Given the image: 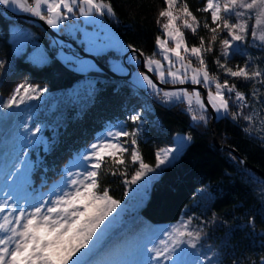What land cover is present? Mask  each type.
Segmentation results:
<instances>
[{
  "label": "trees",
  "instance_id": "16d2710c",
  "mask_svg": "<svg viewBox=\"0 0 264 264\" xmlns=\"http://www.w3.org/2000/svg\"><path fill=\"white\" fill-rule=\"evenodd\" d=\"M110 2L115 11L113 28L126 47L133 45L139 49L144 53L142 59L152 56L156 52V38L163 37L162 25L167 22L166 18L159 17V12L166 7L164 0ZM185 3L198 22L193 34L183 28L182 18L179 19L187 46H200L201 37L207 46L211 33L204 24L215 25L210 13L197 10L205 7L206 0H178L180 8ZM176 14L182 17V13ZM11 21L26 24L33 30L36 28L42 36L46 35L39 26L26 20L8 19L0 9V61L5 65L0 69V103L6 102L16 85L24 82L46 91L39 93L37 99H25L10 108L0 107V184L14 171L13 165H19L17 156L25 155L21 148L30 135L25 125L42 129L37 134L41 142L26 149L31 164L27 194L39 196L58 191L64 186V180L79 179L77 173L88 163L81 158L88 152V146L122 124L131 131L135 125L128 117L138 112L143 117L138 150L150 167L155 166V153L170 146L175 134L190 136L191 140L172 163L148 177V184L135 205L136 222L115 233L114 243L129 244L143 238L144 230L151 231L153 227L171 231L191 218L189 230L200 231L201 237L196 248L186 244L188 251L176 257L182 264L205 255L213 264H261L264 258V178L240 163L229 150L214 146L208 111L207 124L203 121L191 124L189 114L180 103L165 105L134 92L129 76L110 77L98 68L84 75L70 69L54 53L39 64L33 63L26 54L13 51L9 39ZM219 38H225V34ZM219 38L214 51L205 53V59L210 74L218 75L223 82L225 73L218 72L214 62L220 52ZM112 56L117 55L106 52L96 55V59L108 68L107 60ZM246 60H250L251 70H256L257 66L264 69V50L253 45L240 47L228 66L235 70ZM228 79L246 94L254 88L251 81ZM255 89L258 94L264 91L258 84ZM144 100L149 101L146 109L142 108ZM253 110L264 113L259 105L245 109V113ZM245 127L250 131L245 132ZM212 131L220 146L233 150L245 163L264 174V140L261 139L264 122L260 118L249 125L242 119L233 121L230 115L215 116ZM125 159L127 167L117 169L111 159L106 158L99 176L101 190L107 187L121 204L131 200L127 192L130 185L124 181L130 180L139 168L138 163L133 165L128 159V154ZM113 171L117 174L113 175ZM68 172L73 176L69 177Z\"/></svg>",
  "mask_w": 264,
  "mask_h": 264
},
{
  "label": "snow or ice",
  "instance_id": "6c2138e0",
  "mask_svg": "<svg viewBox=\"0 0 264 264\" xmlns=\"http://www.w3.org/2000/svg\"><path fill=\"white\" fill-rule=\"evenodd\" d=\"M164 4L167 7L159 12V17L167 19L162 28L168 40L157 36L159 51L140 61L136 53L139 52L140 56L144 53L133 45H127V48L132 49L129 61L143 63L146 69V72L140 73L146 88L161 98L162 103H186L193 121L207 124L206 114L210 106L217 118L230 115L233 121L242 119L249 125L257 123V118L264 122V113L260 111L245 113V109H253L254 105L264 109V91L258 94L255 89L257 84L264 89V69L257 66L256 70H251L250 60H246L243 66L238 65L235 70L228 66L241 45L254 44L264 50V0H206L205 7L197 10L210 13L215 26L210 27L205 23L204 28L211 33V39L205 46L201 37L200 46L190 48L177 21L182 18L183 28L195 34L197 27L194 25L198 23L196 17L186 3L182 8L178 0H164ZM0 9L30 14L55 29L77 15L85 18V23H97V17L115 18L110 0H0ZM176 13H182V17ZM222 33L225 38H219ZM218 38L220 52L214 62L217 71L223 70L225 73L223 82L218 75L210 74L205 59V53L214 51ZM169 40L174 44L173 47L168 46ZM181 49L185 55L181 54ZM156 55L162 56L167 68H164L161 60L153 58ZM193 57L197 64L195 67ZM4 66V62L0 61V69ZM147 73L154 74L159 85H172L173 88L159 87ZM228 77L251 81L254 88L246 94L238 90L236 83H230ZM188 84L200 87L193 88L191 92L187 87H176ZM200 88L207 90V104L202 99ZM45 91L27 82L18 84L9 99L0 103V107L10 108L25 99H37L38 94ZM233 108L236 110L232 111ZM197 110L199 114H196ZM128 120L135 125L131 131L122 124L114 131L108 130L88 146V152L81 157L88 163L82 172L77 173L79 179L64 180V186L59 187L58 191L39 196L27 194L31 183V164L26 149L41 142L37 134L42 129L40 126L28 128L25 125L30 134L21 148L25 155L23 158L17 156L19 165H13L14 171L0 184V264H182L179 259H173V254L178 258L185 254V249L180 248L177 252V248L182 243L196 248V242L201 237L200 231L189 230L191 218L180 222L179 227L165 231L159 247L148 239L135 246L114 243L115 233L110 230L119 215L121 201L114 199L107 187L101 190L99 176L106 158H110L118 169L127 167L125 154H128V159L133 165L138 163L139 168L124 183L136 185L147 173H154L174 160L181 146L159 149L155 153V168H152L144 162L138 150L143 117L137 112L131 114ZM244 131L249 132L250 129L245 127ZM261 139L264 140V136ZM183 140L190 141L191 137H184ZM112 174L116 175L117 172L113 171ZM68 176L72 177L73 173L68 172ZM249 223L253 221L249 220ZM150 243L153 244L152 248L147 246ZM205 259L208 264H213L210 257L205 256ZM261 264H264V258Z\"/></svg>",
  "mask_w": 264,
  "mask_h": 264
},
{
  "label": "rangeland",
  "instance_id": "374dc122",
  "mask_svg": "<svg viewBox=\"0 0 264 264\" xmlns=\"http://www.w3.org/2000/svg\"><path fill=\"white\" fill-rule=\"evenodd\" d=\"M31 2V0L29 1ZM167 7V5H166ZM11 13L18 14V15H27L30 16V14L22 13L19 11H11L8 10ZM85 18L79 17H73L72 19H69L65 21L59 29H55L47 25L44 21V23L57 35L61 36L59 37H50L46 35H41L40 32L33 30L28 25L11 21L9 22V39L12 44V49L15 53H24L27 55V58L30 59L33 63L39 64L42 61H45L47 56L54 53V56L65 63L70 69L86 75L90 71L96 70L97 66L94 63L93 60L79 56L75 49L81 50L83 53L89 54V55H99L101 53L106 52H112L115 56L109 57L107 60V67L108 69L114 73L117 76H124L127 71L123 68L121 64V59L124 56V54L128 51V48L124 44V42L119 37L118 33L113 28V22L115 21L114 18H110L108 16L104 17H97V23H85ZM183 23V19L181 20ZM177 25L181 26L180 21H177ZM163 33V30H162ZM161 39L168 40V37L163 35ZM249 41H251V37H248ZM72 40V41H71ZM253 45L254 44H248ZM169 47H173L174 44L169 40L168 42ZM246 45H241L240 47H244ZM155 51L158 52V46L155 42ZM181 54L185 55L183 53V49H181ZM132 55V54H131ZM127 56V63L129 65L130 73H129V82L132 86V89L134 92L143 95L144 97H149L150 99H155L158 102H161V98H158L157 96L152 94L151 90H148L146 88V85L143 83L142 77L140 76V73L144 72L139 69L137 63H133L129 61V57ZM153 56V55H152ZM150 56H146L144 59L148 58ZM154 59L161 60L164 68H167V62L163 61L162 56L156 55L153 57ZM173 59H175L173 57ZM193 61V67L197 66L195 62V58H192ZM99 63V62H98ZM101 64V63H100ZM103 65V64H102ZM179 65H177L178 67ZM124 71V72H123ZM146 71V69H145ZM122 72V73H121ZM148 74V73H147ZM152 77V79L158 83L156 80V76L152 73H149ZM189 86H194L190 85ZM177 85L176 87H184ZM161 88L171 89L173 88L172 85H163L160 86ZM200 87V86H195ZM203 89V88H201ZM189 92L193 90V88H188ZM205 92V99L207 97V90L203 89ZM214 90V88H213ZM207 101V99H206ZM179 103V102H176ZM165 104V103H163ZM183 108L187 111V105L186 103H180ZM168 105V104H165ZM149 106V101L144 100L142 104V108L146 109ZM195 108V105L193 106ZM191 124L197 123L198 121L192 120V113H189ZM196 114H199L198 110L196 111ZM215 114V113H214ZM216 116V114H215ZM186 137L182 134H175L173 136V142L170 146L175 148L177 145H181L179 148V151L175 153V157L178 155V153L182 150V148L187 144V141H184L183 138ZM167 148V147H163ZM162 149V148H161ZM173 160L166 163L162 167L172 163ZM156 165V162H155ZM155 168V166H154ZM159 169H157L154 173H156ZM153 172L147 173L140 181L137 182L136 185H130L127 192L130 194L131 200L127 204H121L118 212L119 215L116 217V220L114 222L113 228L110 230L113 233H117L120 230L124 229L125 227H129L131 224H134L137 219H135V205L137 204L138 197L143 193L144 187L148 184L149 178L151 175L154 174ZM132 201V202H131ZM135 219V220H134ZM150 228V227H149ZM145 229V228H144ZM148 229V228H147ZM165 229L159 228V227H153L151 228V231L144 230L143 232V238L137 239L133 242L126 243L130 246H135L139 244L140 242L144 241L145 239L151 240L154 242L156 247H159V241L160 239L164 238L163 233L165 232ZM133 238V236H131ZM130 237V238H131ZM149 248L153 247V244L147 245ZM180 248L185 249V251H188V248L186 244H181L179 248H177V252L180 251ZM150 253L149 255H151ZM189 254V253H188ZM206 256V255H205ZM204 257L199 258L198 260H191L187 261L188 264H208L207 260ZM139 259V258H137ZM173 259H176L175 254H173Z\"/></svg>",
  "mask_w": 264,
  "mask_h": 264
},
{
  "label": "water",
  "instance_id": "95a60500",
  "mask_svg": "<svg viewBox=\"0 0 264 264\" xmlns=\"http://www.w3.org/2000/svg\"><path fill=\"white\" fill-rule=\"evenodd\" d=\"M1 11L5 14V16L8 18V19H22V20H26L34 25H37L39 26L48 36L50 37H59V38H62L61 36L57 35L55 32H53L42 20H40L38 17H30V16H27V15H18V14H14V13H11L9 11H4L1 9ZM124 29H127L126 26H123ZM75 52L79 55V56H82V57H87L91 60L94 61V63L96 64L97 68L99 70H101L102 72H104L106 75L110 76V77H119L117 75H115L114 73H112L108 68H106L104 65L98 63L97 59H96V56L94 55H89V54H86V53H83L81 50L79 49H75ZM132 54V49H128V51L124 54V56L122 57L121 59V64L123 66L124 69H126L127 73L122 76V77H128L129 76V73H130V69H129V65L127 63V56L129 54ZM137 57L139 58L140 61H143L142 59V56H140V53L137 52L136 53ZM138 67L140 70L145 71V68H144V65L143 63H139L138 64ZM149 74V73H148ZM150 75V74H149ZM150 77H152L150 75ZM160 86H163V85H160ZM184 87H187V88H197L195 86H189V85H185ZM200 91L202 93V99L204 100L205 104H207V101L205 99V92L203 89L200 88ZM209 115H210V132H211V137H212V140H213V143H214V146L216 148H223V149H227L229 150L230 152H232L238 159H240V161L242 160L237 154L236 152H234L233 150L231 149H228L226 147H222L220 146L217 142H216V139H215V136L213 134V131H212V122L215 118V114L214 112L212 111L211 107L208 106V109H207ZM243 161V160H242ZM243 165L249 167L250 169L254 170L255 172L259 173V175H261L263 178H264V174H262L259 170H257L256 168H254L253 166H250L249 164L247 163H242Z\"/></svg>",
  "mask_w": 264,
  "mask_h": 264
},
{
  "label": "crops",
  "instance_id": "0c3cea01",
  "mask_svg": "<svg viewBox=\"0 0 264 264\" xmlns=\"http://www.w3.org/2000/svg\"><path fill=\"white\" fill-rule=\"evenodd\" d=\"M129 55H131V53H130ZM129 55H128V56H129ZM121 73H122V72H121ZM187 143H188V141H187Z\"/></svg>",
  "mask_w": 264,
  "mask_h": 264
}]
</instances>
